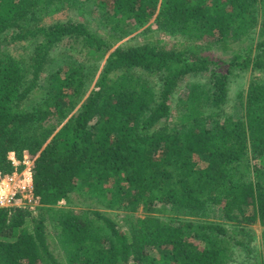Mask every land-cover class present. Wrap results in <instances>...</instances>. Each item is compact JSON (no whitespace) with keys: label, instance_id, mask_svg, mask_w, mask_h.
Here are the masks:
<instances>
[{"label":"trees","instance_id":"16d2710c","mask_svg":"<svg viewBox=\"0 0 264 264\" xmlns=\"http://www.w3.org/2000/svg\"><path fill=\"white\" fill-rule=\"evenodd\" d=\"M72 9L84 20L43 24ZM96 12L104 36L85 19ZM151 21L182 40L116 46ZM257 30L255 45L234 50ZM22 42L34 46L29 63L3 52ZM60 44L92 69L104 62L92 89L83 64L41 84ZM248 70L264 74V0H0V172H22L10 156L27 155L41 204L37 218L0 209V264H229L236 252L264 264V232L252 248V226L264 228V79L251 82L241 118L221 117L232 77ZM76 193L124 212L123 227L58 208ZM141 207L163 216L136 217Z\"/></svg>","mask_w":264,"mask_h":264},{"label":"rangeland","instance_id":"374dc122","mask_svg":"<svg viewBox=\"0 0 264 264\" xmlns=\"http://www.w3.org/2000/svg\"><path fill=\"white\" fill-rule=\"evenodd\" d=\"M98 14L99 12H96L94 16H89V17L86 16L85 19L89 18L93 30L97 32L100 36H104L103 31L98 24V21L95 20L98 17ZM66 15L67 17H64V18L57 17V16L48 18L47 20L43 21V24L50 25L60 20L64 22V20L62 19H65V21L73 20V21H79V22L84 20L83 17L78 16L77 11H75L74 9L67 11ZM149 26H152V31H151L152 33L146 32ZM149 35L150 36L152 35L155 41L157 40L162 41V45L167 44L168 48H171L172 45L178 40L179 41L182 40L180 38H173L171 35H168L166 33L159 32L158 30H156L154 21H151L149 25L144 26V27L129 26L127 29V35L124 37V39L121 42L116 44V46L142 44L144 42L145 36H149ZM257 36H258V30L254 34V37H252V41L246 43L245 45H234V50H240L242 47H245L248 44H251L252 42H254V45H255L257 42ZM33 50H34L33 45H28V43L22 42V43L6 45L4 47L3 52L4 54L11 55L12 57L18 60L20 59V60L26 61V63H29ZM211 54H212L211 56H215V57L219 56L222 58H227L230 56L231 53L224 54L222 51H212ZM70 64L75 65V66H77L78 64H83L87 68V72L89 68L91 69L88 72V74L91 73L90 81H92L90 89H92V87L98 81L101 75V72L103 70V67H104V62H102L96 65V67L92 69L93 64L87 61L84 55H81L77 52H73L69 48V46L66 44H60V45H57V47H55L50 54V61L45 67V73L42 74L43 76H42L41 84L42 85L45 84L44 79L50 73L56 72L60 67H68L70 66ZM236 75H237L236 77H232L230 85H229L228 100L221 112L222 118H226L228 116H231L236 120L241 118L244 114V106L246 104L247 94H248V90H249L251 82L258 78L264 79L263 73H259V72L254 73L251 70L245 71L243 73H236ZM188 82L189 80H187V82H184L185 85ZM181 85L182 86H180V88L178 89L175 95V99L173 100L171 121L178 115V105H177L178 97L187 93V88L185 87V85L184 84H181ZM32 100L34 102H38L39 96L36 95L35 97L34 95L32 97ZM258 161L259 160H254L251 163V166L249 169V172L251 174L250 178L252 181H256V179H254L253 167L255 165H259ZM27 206L31 208L32 204L27 205ZM40 207H41V204L34 205L32 209L28 208V210L31 212L34 218H37L39 216L41 212ZM58 208L72 209L77 212L85 211L88 209L97 210V211H100L114 218L117 221L120 228H122L124 225L123 223V217L125 216L124 212L118 211V210L105 209L103 206L95 203L92 198L82 196L80 193L74 194L71 202H66V201L60 202V204L58 205ZM45 215L49 219L47 222V225H48L47 232L50 233L52 236H55L56 231L54 229V224L51 220V214L45 213ZM147 216H155V217L161 216L162 217L163 215L161 213H158V211H156V209L154 208L144 209V207H141L138 209L136 213V217H147ZM211 219H214V221H217V218H211ZM252 230L254 232V241L252 243V248H258V247L262 248L264 228H262L259 224H256L252 226ZM50 250H52L55 253V255H57V257L62 258V253L58 251V243L51 245ZM152 254L156 257H159L158 252H154ZM240 261H241V256L239 252H236L233 259L229 262V264H240Z\"/></svg>","mask_w":264,"mask_h":264},{"label":"built area","instance_id":"2783aa9c","mask_svg":"<svg viewBox=\"0 0 264 264\" xmlns=\"http://www.w3.org/2000/svg\"><path fill=\"white\" fill-rule=\"evenodd\" d=\"M13 160L16 166L23 165L22 172H14L12 175H4L0 172V209L9 208H30L27 205H40V198L33 193V166L30 158L26 155L19 163L15 157Z\"/></svg>","mask_w":264,"mask_h":264},{"label":"crops","instance_id":"0c3cea01","mask_svg":"<svg viewBox=\"0 0 264 264\" xmlns=\"http://www.w3.org/2000/svg\"><path fill=\"white\" fill-rule=\"evenodd\" d=\"M11 156H12V158H14V157H15V156H14V154H12Z\"/></svg>","mask_w":264,"mask_h":264},{"label":"clouds","instance_id":"9594fccd","mask_svg":"<svg viewBox=\"0 0 264 264\" xmlns=\"http://www.w3.org/2000/svg\"><path fill=\"white\" fill-rule=\"evenodd\" d=\"M12 155V154H11ZM11 157V156H10Z\"/></svg>","mask_w":264,"mask_h":264}]
</instances>
